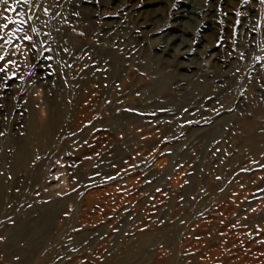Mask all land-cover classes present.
Returning a JSON list of instances; mask_svg holds the SVG:
<instances>
[{
	"label": "rangeland",
	"instance_id": "rangeland-1",
	"mask_svg": "<svg viewBox=\"0 0 264 264\" xmlns=\"http://www.w3.org/2000/svg\"><path fill=\"white\" fill-rule=\"evenodd\" d=\"M139 235L264 264V0H0V264Z\"/></svg>",
	"mask_w": 264,
	"mask_h": 264
},
{
	"label": "bare ground",
	"instance_id": "bare-ground-1",
	"mask_svg": "<svg viewBox=\"0 0 264 264\" xmlns=\"http://www.w3.org/2000/svg\"><path fill=\"white\" fill-rule=\"evenodd\" d=\"M186 10V9H185ZM191 11H193V9L191 10ZM190 11V12H191ZM192 13V12H191ZM181 34V33H180ZM5 43V42H4ZM182 44V42H179V45H181ZM61 101V100H60ZM59 109V108H58ZM37 133V132H36ZM42 134L44 133V132H41ZM136 137V136H135ZM25 147V146H24ZM23 147V148H24ZM22 151H24L23 149H21ZM26 152V151H25ZM24 152V153H25ZM22 154V153H21ZM20 156V155H19ZM21 157V156H20ZM25 157H26V155H25ZM19 158V157H18ZM22 158V157H21ZM19 160V159H18ZM21 161V160H20ZM19 161V162H20ZM17 163V164H20V166L19 167H21V162L20 163ZM22 162H24V161H22ZM22 166H23V164H22ZM48 207H49V209H59L61 206L59 205V203L58 204H46ZM46 206V207H47ZM50 206H53V207H50ZM47 209V208H46ZM51 216V215H50ZM48 221V220H47ZM54 221V220H53ZM43 226V225H42ZM46 226V225H45ZM40 228V227H39ZM42 228H44V230H45V227H42ZM41 231L43 232V229H41ZM41 232V234H43ZM46 233V232H45ZM48 233V232H47ZM133 238V237H132ZM148 238V237H147ZM32 239H34V238H32ZM134 240H136V239H134ZM39 241V240H38ZM145 241H146V239H145V237L143 236V235H139L138 236V239H137V242H136V244H134V245H132L131 246V250L127 253V254H124V255H121V254H111V255H109L108 253H104V254H96V256H97V258H95V260H91V259H88V260H86V262L84 263V264H130V258L131 257H136L137 255H135L136 253H138L139 252V248H141V247H143L144 246V244H145ZM109 242V241H108ZM114 243V242H113ZM112 244V243H111ZM52 246V245H51ZM99 252H101V251H99ZM134 253V254H133ZM151 254V253H150ZM170 261V260H169ZM39 262V261H38ZM140 262V261H139Z\"/></svg>",
	"mask_w": 264,
	"mask_h": 264
}]
</instances>
